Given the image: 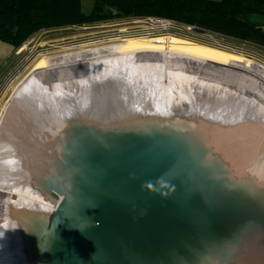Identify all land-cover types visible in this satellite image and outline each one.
Wrapping results in <instances>:
<instances>
[{"label":"water","instance_id":"obj_1","mask_svg":"<svg viewBox=\"0 0 264 264\" xmlns=\"http://www.w3.org/2000/svg\"><path fill=\"white\" fill-rule=\"evenodd\" d=\"M125 86L111 81L77 93L26 127L15 181L57 204L10 196L8 221L23 257L30 264H264L261 154L212 149L205 137L198 140L206 146L183 143L182 132L164 139L150 113H135L137 94Z\"/></svg>","mask_w":264,"mask_h":264},{"label":"bare ground","instance_id":"obj_2","mask_svg":"<svg viewBox=\"0 0 264 264\" xmlns=\"http://www.w3.org/2000/svg\"><path fill=\"white\" fill-rule=\"evenodd\" d=\"M111 45L45 57L44 67L30 72L6 103L0 119V254L8 262L13 254L7 264L31 263L22 257L9 229L10 196L51 205L49 198L29 195L15 181L17 161L27 141L26 127L36 113L55 110L77 93L93 92L97 85L99 89L111 81L128 84L137 94L133 96L135 113L144 111L142 117L158 123L164 139H176L174 133L182 132L183 143L205 137L212 149L217 144L226 152L257 151L261 154L257 162L264 167V65L252 61L241 67L190 51L165 52L143 41L131 43L124 48L127 51L121 50L124 42ZM170 118L178 124H170ZM204 140L197 144L206 146Z\"/></svg>","mask_w":264,"mask_h":264},{"label":"rangeland","instance_id":"obj_3","mask_svg":"<svg viewBox=\"0 0 264 264\" xmlns=\"http://www.w3.org/2000/svg\"><path fill=\"white\" fill-rule=\"evenodd\" d=\"M83 6L84 11L89 12L92 7V0H83ZM141 20L144 19H131L129 20L131 21L130 23L120 26L121 28H118V30L127 28L128 31L141 32V28H148L144 32L150 33L152 26L141 25ZM174 21L177 23L178 28L175 29L178 31L170 30L164 32L169 35L170 39L174 41L173 44H175H172L171 49H167L169 50L168 52L190 51L197 55L241 67H246L252 61L264 65V35L250 33L240 28L225 26L220 22L200 19L192 15L181 16ZM111 23H105L106 27H96L89 31L72 28L53 33L41 32L33 37L32 40L25 42L17 50L0 41V119L13 90L29 76L30 72L44 67L43 61L45 57H51L74 48L80 49L77 47L88 42H93L89 43L88 49L96 48L99 44L94 41L109 38L110 36H107L109 35V30L115 29L109 26ZM96 34L98 36L90 37V35ZM146 46L150 48L158 47L152 44H146ZM152 94L153 97H159L158 93ZM164 97L166 98L167 96ZM171 118L169 119L170 124L174 123L177 125L178 123ZM182 119H185V116H182ZM248 150L251 149L248 148ZM11 197L14 200L17 196L12 195ZM55 200V198L50 199V206H56L57 201ZM12 255L10 257L7 255L9 262ZM5 258L4 255L0 254V264L9 263Z\"/></svg>","mask_w":264,"mask_h":264},{"label":"trees","instance_id":"obj_4","mask_svg":"<svg viewBox=\"0 0 264 264\" xmlns=\"http://www.w3.org/2000/svg\"><path fill=\"white\" fill-rule=\"evenodd\" d=\"M192 15L264 35V0H0V41L14 49L45 30L117 20Z\"/></svg>","mask_w":264,"mask_h":264},{"label":"built area","instance_id":"obj_5","mask_svg":"<svg viewBox=\"0 0 264 264\" xmlns=\"http://www.w3.org/2000/svg\"><path fill=\"white\" fill-rule=\"evenodd\" d=\"M135 22V21H134ZM141 25H150L152 26V31L150 33L144 32L148 28H141V32L131 30L128 32L127 29H122L118 32L111 33L110 37L102 41L99 47L109 48L112 47L111 44L117 42H124V47L121 49L122 51H127L128 49H124L128 47L131 43H138L139 41L145 42V44H152L158 46L157 48H161L163 51H169L167 49H171V47L175 44L172 41L167 33L170 30L178 31L175 28H178L177 23L172 19H159L155 17L144 18L141 20ZM117 34V36H115ZM115 39V40H114ZM107 41V42H106ZM173 44V45H172ZM156 48V47H154Z\"/></svg>","mask_w":264,"mask_h":264},{"label":"flooded vegetation","instance_id":"obj_6","mask_svg":"<svg viewBox=\"0 0 264 264\" xmlns=\"http://www.w3.org/2000/svg\"><path fill=\"white\" fill-rule=\"evenodd\" d=\"M117 21H119V22H114V21H110V22H112L109 26L110 27H112V28H115V29H110L109 30V35H107V36H110L111 35V33H113L114 31L115 32H118V31H120V30H122V29H120V30H118V28H121L120 26H124V25H126V24H128V23H130L131 21H129V20H127V21H125V20H117ZM110 22H107L108 24L110 23ZM107 26V25H106ZM105 26V23H103V24H83V25H75V26H70V27H66V28H57V29H52V30H45V31H43V33H48V32H50V33H53V32H58V31H62V30H67V29H72V28H76V29H84V30H90V29H93V28H96V27H106ZM127 29V28H126ZM108 31V30H107ZM128 31V30H127ZM128 32H131V30L130 31H128ZM94 36H98L97 34L96 35H90V37H94ZM33 38H31L30 40H32ZM87 39V38H86ZM105 39L106 38H104V39H100V40H98V41H94V42H96V44H99V43H101L102 41H105ZM29 40V41H30ZM92 40V39H91ZM93 41V40H92ZM89 43H93V42H88V43H84V44H82V45H80V46H78L77 48H81V47H87L88 45H90ZM75 49V48H74Z\"/></svg>","mask_w":264,"mask_h":264}]
</instances>
